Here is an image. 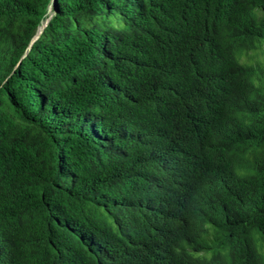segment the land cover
Segmentation results:
<instances>
[{
    "label": "trees",
    "instance_id": "trees-1",
    "mask_svg": "<svg viewBox=\"0 0 264 264\" xmlns=\"http://www.w3.org/2000/svg\"><path fill=\"white\" fill-rule=\"evenodd\" d=\"M0 264H264V0H0Z\"/></svg>",
    "mask_w": 264,
    "mask_h": 264
},
{
    "label": "rangeland",
    "instance_id": "rangeland-1",
    "mask_svg": "<svg viewBox=\"0 0 264 264\" xmlns=\"http://www.w3.org/2000/svg\"><path fill=\"white\" fill-rule=\"evenodd\" d=\"M49 8H50V7H49ZM51 12H52L51 9H49V13H48V14L50 15ZM45 23H46V22L42 23V25L38 27V29H37V35L41 32V30H42L43 26L45 25ZM35 37H36V36H35ZM256 58H257V59H260V60L263 59V54H262L261 51H258L257 54H256V56H255L254 58H252V59L254 60V59H256Z\"/></svg>",
    "mask_w": 264,
    "mask_h": 264
}]
</instances>
